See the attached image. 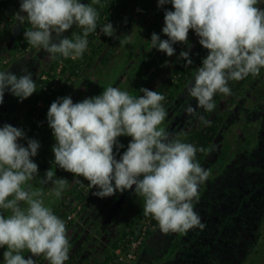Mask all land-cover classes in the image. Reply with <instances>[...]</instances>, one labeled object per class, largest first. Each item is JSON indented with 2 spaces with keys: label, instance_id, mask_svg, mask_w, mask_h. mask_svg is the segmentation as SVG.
<instances>
[{
  "label": "clouds",
  "instance_id": "obj_1",
  "mask_svg": "<svg viewBox=\"0 0 264 264\" xmlns=\"http://www.w3.org/2000/svg\"><path fill=\"white\" fill-rule=\"evenodd\" d=\"M168 3L174 9L164 13L162 32L168 39L153 33L152 47L171 57L173 45L187 44L189 30H194L208 55L187 92L200 108L211 112L217 93L231 95L229 81L259 76L264 69L261 0H158V7ZM94 5H101V0H91L90 4L80 0H21L16 15L20 24L26 21L30 25L24 32L27 44L42 49L53 60L57 54L77 59L87 50L89 34L97 30L99 12ZM73 25L81 32L64 37ZM100 31L112 37L115 30L107 22ZM179 58L187 61L185 67L192 64L188 51H181ZM22 71L25 74L20 76L0 71V104L6 89L21 102L37 90L27 67ZM139 91L143 95L136 97L109 86L102 94L81 102L73 103L70 96L52 102L47 121L56 140L52 147L54 164L74 174L77 183H81L78 177H83L99 189L93 194L101 198L135 186V194L144 200V215L155 219L164 234L203 230L206 225L193 201L211 174L197 161L196 153L208 150L172 138L160 127L167 116L161 103L165 96L147 88ZM186 112L196 114L190 105ZM199 119L210 126L203 116ZM120 136L132 139L117 160L113 149L124 147L117 140ZM22 139V129L10 124L0 128V209L11 213L5 216L0 211V247L7 248L4 264H35L32 257L41 255L48 264H65L70 250L65 222L45 206L44 192L34 190L29 183L38 176V165L31 158L38 154L40 144L27 139L25 147L18 143ZM40 182L50 183L49 194L56 198L68 185V180L57 178L53 169L47 170ZM25 249L31 253L27 259L22 255Z\"/></svg>",
  "mask_w": 264,
  "mask_h": 264
},
{
  "label": "rangeland",
  "instance_id": "obj_2",
  "mask_svg": "<svg viewBox=\"0 0 264 264\" xmlns=\"http://www.w3.org/2000/svg\"><path fill=\"white\" fill-rule=\"evenodd\" d=\"M20 2L21 0H11L9 12L4 15L0 27L9 25L10 29H18L28 24L26 21L20 24L17 19ZM80 2L90 4L91 0ZM258 7L264 9V0H261ZM172 9L170 3L158 7V0H137L132 28L122 37L120 25H116L110 43L103 46L93 66L74 79L66 96H70L73 103H77L102 94L109 86L127 91L136 97L142 96L143 93L134 95L131 90L140 67L139 60L152 47L151 36L153 33L158 34L165 11ZM76 29L73 25L63 36L69 38ZM12 35L7 43L11 46L10 52L0 58V71H11L20 76L25 74L22 68L27 67L31 74L34 73L32 79H35L50 64L49 54L36 48L17 49L16 37ZM96 35L99 37L103 34ZM166 37L162 40H166ZM125 39L128 43L121 44L120 41ZM198 44L199 37L194 32L191 44L184 46L183 50L193 51ZM104 57L106 64L103 63ZM173 59L171 57L164 70L154 78L149 90L153 91L169 78ZM195 74L196 72L187 86L177 92L176 98L166 109L164 122L160 125L172 138H181L198 129L201 122L199 117L207 113L187 92L188 86L194 82ZM229 88L231 95H223L215 103L213 114L224 115V124L201 164L211 174L199 186L198 199L193 201L194 209L206 227L203 230L193 228L187 233L168 234L162 233L159 226L151 228L153 234L150 237L145 238L142 234L140 247H143H139L136 259L131 264H179V257L183 264H190V261L185 262L183 254L189 255L190 260L195 257L192 264H264V69H261L259 76L250 75L245 80L234 81ZM17 98L9 90H5L3 104H0V128L4 126V120L10 118L9 110ZM189 105L195 109V115L186 112ZM47 112H44L38 130L31 137L25 136L20 141L25 147L27 139H35L40 144L38 154L31 158L38 165V176L29 183L34 190L44 192L45 206L50 207L65 222L70 243L69 259L65 264L101 263L109 253L110 245L126 230L127 224L134 218L139 205L144 204V200L135 194V186L123 193L117 191L110 197H98L93 193L99 189L91 187L83 177H78L84 187L83 191L94 195L93 203L82 209L80 203L70 195L71 190L78 185L74 174L54 164L52 147L56 140L48 125ZM49 169L54 170L57 178L68 180V185L59 198L49 194L52 187L50 183L40 182ZM254 188L258 190L254 192ZM62 202L72 206L64 208L65 212L62 208L58 210ZM230 203H233L234 213L225 211L222 214V210ZM0 211L5 216L11 214L10 211ZM68 215L72 216L71 222L67 220ZM173 238L182 240L179 247H176V252L170 251ZM204 241L205 244L202 243ZM1 248L3 247H0V264H4V252H1ZM111 253L113 258L114 250ZM22 255L27 259L31 253L25 249ZM201 255L205 257L202 258ZM32 258L35 264H48L43 255Z\"/></svg>",
  "mask_w": 264,
  "mask_h": 264
},
{
  "label": "trees",
  "instance_id": "obj_3",
  "mask_svg": "<svg viewBox=\"0 0 264 264\" xmlns=\"http://www.w3.org/2000/svg\"><path fill=\"white\" fill-rule=\"evenodd\" d=\"M136 1L137 0H101V5H103V7H101V5H94L99 12L97 30L89 34L87 37L88 46L87 50L83 53L82 58L65 59L57 54L56 59H51L48 67L41 70L40 75L33 79L36 83L37 90L29 98L24 99L22 102L19 98L14 100V103L9 110L11 114L10 118L4 120V125L10 124L14 127L22 129L25 136L31 137L34 132L38 130V127L41 124L40 120L43 117L44 112L48 111L51 103L56 101L58 98L66 97L68 91L73 85L74 79L79 78L82 72H87V70L93 66L95 58L102 50L103 46L110 43L111 37L104 35L100 31V28L107 22L111 23L113 28L119 24L122 37L125 36L132 28L135 18L134 7ZM10 2L11 0H0V25L4 20V15L9 12ZM29 26L30 25L26 24L20 26L18 29H10L9 25H3L0 27V39L6 35L11 36L13 34L12 36L16 37L17 49H33L31 45L27 44V41L24 38V32L29 28ZM163 27L164 19L161 20L157 34L161 39L166 36L162 32ZM14 29L15 32L12 33ZM76 32L80 33L81 29L77 28ZM97 33H102L103 35L98 37L96 35ZM193 33L194 30L190 29L187 44L176 43L173 45L175 53L171 56L174 57V59L171 61L170 76L168 79L162 81L153 90L165 96V100L161 102L165 110L170 107L176 98L177 92L186 87L193 79V75L197 71V68L202 66V60L208 55V50L198 44L193 51H189V58L192 60L191 65L185 67L187 61L183 58L178 59L180 52L184 51L183 47L191 44ZM69 38H71V36ZM166 38L168 39V37ZM171 57L167 56L166 53L159 51L157 48L151 47L150 50L139 60L140 67L131 85L132 93L137 95L142 93L139 91L141 88L148 89L153 84L154 78L164 70ZM106 62V57H104L103 63L106 64ZM32 76H34V73ZM233 83L234 81H229L228 87ZM222 96L223 94L217 93L214 102L217 103ZM203 117L211 122L210 126L200 122L198 129L183 135L181 139L185 143L194 145L197 149L204 148L209 150L211 145L214 143L219 130L223 126L225 118L224 115L213 114V111L207 112ZM131 139L132 138L129 136H120L117 138L119 144L124 146L123 148L114 147L113 151L117 160H119L123 152L127 150V146ZM20 141L22 140H19L18 143H21ZM206 153L207 152L197 151L196 159L200 164H202ZM83 190V185L78 183V185L71 190L70 195L77 200L78 203H80L79 205L82 209H85L93 203L94 195L86 193ZM69 206L72 205H67L62 202L60 203L58 210L60 208L67 209ZM143 208L144 204L141 203L135 211L134 218L127 224L126 230L120 233L117 239L110 245V249L108 251L109 253L106 255L104 260L101 263L98 262L95 264H113L111 251L114 250L120 242L124 241L127 235L138 238L142 237V234H144L146 238L153 234L151 228L159 226L158 222L151 216H145ZM69 222H71V220ZM181 241V239L176 238L172 242L170 251L176 252V247H179ZM145 244L146 243L144 242L143 245L145 246ZM6 250V246L1 248V252H5ZM201 256L202 258L205 257L204 255ZM194 259L195 257L193 256L192 260ZM178 260L179 264L184 263L181 257H179Z\"/></svg>",
  "mask_w": 264,
  "mask_h": 264
},
{
  "label": "built area",
  "instance_id": "obj_4",
  "mask_svg": "<svg viewBox=\"0 0 264 264\" xmlns=\"http://www.w3.org/2000/svg\"><path fill=\"white\" fill-rule=\"evenodd\" d=\"M72 216L68 215L70 221ZM143 237L134 238L127 235L126 239L114 249L113 264H131L136 259V253L142 244Z\"/></svg>",
  "mask_w": 264,
  "mask_h": 264
},
{
  "label": "flooded vegetation",
  "instance_id": "obj_5",
  "mask_svg": "<svg viewBox=\"0 0 264 264\" xmlns=\"http://www.w3.org/2000/svg\"><path fill=\"white\" fill-rule=\"evenodd\" d=\"M257 190H258L257 188H254V189H253L254 192L257 191ZM247 195H248V194H247ZM243 205H244V204H243ZM251 205H253V204H251ZM219 206H220V205H219ZM224 207H225V206H224ZM220 209H221V210L223 209V205L221 206ZM224 209H225V210H224ZM224 209H223L224 211L222 210V214L225 213V211H227V212H228V211H231L230 214H233V213H234V212H233V209H234L233 203L227 204V205H226V208H224ZM207 222H208V220H207ZM215 230L217 231V229H215ZM216 231H215V232H216ZM172 240H174V238H173ZM205 241H207L206 238H205ZM205 241L202 242V243L205 244V243H206ZM207 243H209V242L207 241ZM183 256H184V260H185V262L190 261V262H191L190 264H192V263L195 262L194 260H190V259H189V257H190L189 255L184 254ZM178 259H179V258H178Z\"/></svg>",
  "mask_w": 264,
  "mask_h": 264
},
{
  "label": "crops",
  "instance_id": "obj_6",
  "mask_svg": "<svg viewBox=\"0 0 264 264\" xmlns=\"http://www.w3.org/2000/svg\"><path fill=\"white\" fill-rule=\"evenodd\" d=\"M9 37H10L9 35H6V36H4V37H2L0 39V58L2 56L7 55L10 52V50H11V46H9V44H7L8 40H9ZM1 47L3 49H1Z\"/></svg>",
  "mask_w": 264,
  "mask_h": 264
}]
</instances>
